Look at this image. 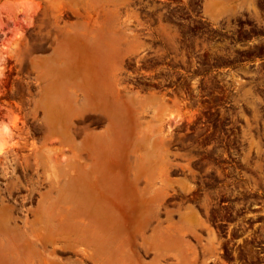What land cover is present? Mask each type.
Segmentation results:
<instances>
[{
    "label": "rangeland",
    "instance_id": "1",
    "mask_svg": "<svg viewBox=\"0 0 264 264\" xmlns=\"http://www.w3.org/2000/svg\"><path fill=\"white\" fill-rule=\"evenodd\" d=\"M88 67L134 96L121 129L76 113ZM0 133V264H92L86 225L153 210L187 231L142 264H264V0H0Z\"/></svg>",
    "mask_w": 264,
    "mask_h": 264
},
{
    "label": "bare ground",
    "instance_id": "2",
    "mask_svg": "<svg viewBox=\"0 0 264 264\" xmlns=\"http://www.w3.org/2000/svg\"><path fill=\"white\" fill-rule=\"evenodd\" d=\"M72 48H73V46H72ZM109 60H110V58H109ZM102 65L105 66L104 64H102ZM84 72H85L84 77H81V80L78 82V84H76L77 85L76 86L77 91H78L77 96L81 98V102L79 103L80 107L76 113L80 116H81V114H85L86 112L95 114L97 116L98 115L102 116V115L106 114L109 117V122H110L109 130L116 129L117 127L119 129H121V127H119L120 121H119L118 116L124 111V108L126 106L130 107V105L133 106L136 103L134 96H131L126 91L125 88L124 89L122 88V86L120 87L121 82L115 77V75H112V73H109L108 70H106L104 68L88 67L85 69ZM124 90H125V92H123ZM139 104H141V103H139ZM112 110H115L116 113L119 115L114 114L113 116H110L109 114ZM138 112H139V110L136 109L137 114H138ZM134 116H135V114H134ZM128 131H129V129H128ZM118 132H119V130H118ZM121 134H123V133L121 132ZM125 137L126 136L124 135L123 140ZM5 138H6V136L3 133H0V156H2L8 150ZM88 142H90V141H88ZM119 142H120V140H119ZM138 149H140V148H138ZM135 150H136V148H135ZM114 152H116V151H114ZM88 155H89L88 157L86 155V159L90 160L89 162L99 163V162L104 161L103 157L102 158H101V156L97 157V156H95V154H93L91 152ZM38 156L40 157V155H38ZM110 158H111V155H110ZM134 171H136V170H134ZM71 174H72V172H71ZM50 183L53 184V182H50ZM102 185H104V182L102 183ZM57 186H58V184H57ZM102 188L104 189L103 192H97L93 188H91V190H89L85 185V186H82L80 190L82 193L85 194V197H90V198L95 199V196L98 195V196H102L105 198V195L107 197L108 186H106V184H105V187L102 186ZM142 192L144 193L145 190L142 189ZM140 195H142V194H140ZM51 199H52V197H51ZM52 207H53V205H52ZM56 207H58V206H56ZM73 208H75V207H73ZM57 209H59V208H57ZM130 209H132V208H130ZM152 212L146 214L145 218L143 219V223L140 224L141 227L139 226V230H137V232L135 231V232L130 233V234L128 232H126V230L121 228V227H110V226H106V225H100V226L94 225L92 227H87V225H86V227L83 229V231H84L83 234H81L80 237H77L78 240L76 239L77 241L75 242L73 250L77 255H79L81 257V262L87 261V262H90L92 264H142V253H143V251L144 250L150 251L151 249H154V247H153L154 244L150 243L151 238L152 239L157 238V240H159L158 242H160V244H163V245L166 244L168 241L170 242V244H175V243H177V239L181 240V238L184 237V233L187 231V228H179V226H178L179 229H176L177 227H175L173 229L172 224H171L172 222L170 224H168L166 227H163V226H161L162 223L159 222V220H158V225H155L154 227H152V220L155 216L157 217L156 211L153 210ZM173 226H175V224H173ZM35 227H37V226H35ZM148 229L151 230V232H152L151 235H147L146 232ZM36 237L38 239L42 240V243H43L42 248L44 249V240H43V235L41 234V231H40V233L36 234ZM53 248H54V246H53ZM1 255L3 256V254H1ZM168 255H169V253H167V252L156 251L155 259L157 262H160L162 259H165L166 257H168ZM188 256H189V254H188ZM4 262H6V261H4ZM28 263H30V262H28Z\"/></svg>",
    "mask_w": 264,
    "mask_h": 264
}]
</instances>
